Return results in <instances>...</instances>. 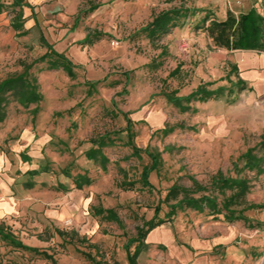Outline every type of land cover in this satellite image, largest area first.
I'll use <instances>...</instances> for the list:
<instances>
[{
    "label": "rangeland",
    "instance_id": "1",
    "mask_svg": "<svg viewBox=\"0 0 264 264\" xmlns=\"http://www.w3.org/2000/svg\"><path fill=\"white\" fill-rule=\"evenodd\" d=\"M55 5L58 10H52ZM93 5L98 8L91 12ZM263 6L264 0H45L38 6L39 34L34 30L28 38L0 41V82L22 74L46 53L40 34L77 67L69 77L62 70L47 71L45 63L34 64L27 79L37 80L42 96L38 104L23 106L20 89L5 96L0 228L51 259L16 248L0 235V264H92L84 254L99 264H129L127 241L157 205L158 217L167 219L175 202L162 201L172 185L193 190L196 181L206 192L193 196L212 195L217 203L232 195L212 185L218 172L250 184L245 205L233 206V211L264 203V148L259 146L264 125L258 116L252 124L250 109L263 107L262 95L246 103L249 86L238 89L232 64L223 60L225 50L211 49L204 31L195 28L206 13L221 19L227 10L237 15ZM175 9L190 14L178 18L177 27L160 40L151 43L136 35L159 13ZM237 60L238 70L251 67L247 54ZM213 61L218 67L211 66ZM175 69L179 73L170 77ZM91 82L98 83L89 90ZM208 83V90L224 91L205 103H190L187 111L164 97L172 91L186 97ZM230 89L232 94L227 93ZM118 111L129 113L135 145L161 155L159 171L149 177L152 189L139 180L150 160L143 152L140 158L130 156ZM163 128L172 132H155ZM105 133L114 144L104 150L108 163L103 171L85 159V152L93 138ZM248 150L261 161L258 168H250L253 163L243 158ZM82 175L92 184L77 189L76 179ZM124 178L134 183L133 190L116 186ZM97 209H113L119 223L105 213L98 215ZM243 215L250 227L210 209L177 210L148 233L154 242L161 233L172 236L155 244L145 240L146 250L136 264H264V209L244 210ZM193 240L206 247L195 248Z\"/></svg>",
    "mask_w": 264,
    "mask_h": 264
},
{
    "label": "trees",
    "instance_id": "2",
    "mask_svg": "<svg viewBox=\"0 0 264 264\" xmlns=\"http://www.w3.org/2000/svg\"><path fill=\"white\" fill-rule=\"evenodd\" d=\"M98 8V5H93L90 7V11H94ZM190 12L187 10H170L166 12L159 13L156 15L151 22L146 24L144 27L140 28L136 35H144L151 43H155L160 40L163 36L167 35L173 28L177 27V19L180 17L186 18L189 16ZM196 30H202L206 34L207 38L210 39L212 46L215 49H222L226 51L248 49L257 52H264V17L258 15L254 10H249L246 13L234 14L232 11L227 10L225 18L219 20L215 17L210 16V13H206L201 19L199 25H196ZM88 37H86V40ZM89 45L92 44L91 41H85ZM41 43L47 48L46 53L35 60L33 63L25 67L22 74L16 77H10L2 82H0V123L5 119L4 112V102L6 100V94H18L19 102L23 106H28L31 104H38L42 96L37 90V80L33 78L31 81L27 79L28 71L34 64L45 63L47 71H59L62 70L69 77H73V69L77 68L70 62L62 53H57L53 46L50 45L44 37H41ZM162 55L165 51L161 52ZM178 68V67H177ZM179 73L178 69H175L173 73H170V77H174ZM98 82L89 83L91 87ZM237 87L240 91L244 90V84L241 80H237ZM210 84H201L198 86L197 90L190 93L186 97H177V91H172L170 93L164 94L165 99L174 104L176 107L180 108L181 111L189 110V104L193 102L205 103L209 100L215 99L220 96L224 89H218L210 91L207 86ZM20 89L18 93L17 90ZM228 94H232V90H227ZM113 104V103H112ZM38 108L33 109V116L37 113ZM125 122V126L122 131L126 135L125 146L131 150L130 156L140 158V154L143 152L150 160L148 165L142 167L140 173V182L143 187L152 189L153 186L149 181L150 174L152 172H158L161 166V155L156 151H149L148 147L145 149H140L134 143V133L132 131L133 122L129 118V113L124 111H118ZM110 116H113L112 114ZM155 132H160L163 135H168L172 132L171 128H163L156 130ZM114 144V139L111 138L109 133H105L91 141L92 147L85 152V159L92 162L104 171L106 170V165L108 163V158L104 154V150L112 147ZM260 147L264 148V136L261 138L259 144ZM243 158L250 160V168H258L261 161L252 155V151L248 150ZM39 171H31L32 174H38ZM262 170H258L260 174ZM68 178V176H65ZM91 180L86 176L82 175L76 179V188L81 189L82 186L91 185ZM194 188L186 189L180 187L176 184L172 185L166 192L163 203L168 204L169 202H175L169 205V211L167 213V219H160L158 214L160 212L158 205L153 209V213L150 219H144L142 224L136 228L135 237L129 239L125 245L126 257L129 264H136V259L146 248L145 240L150 231L164 225L168 219L175 215L177 210L191 209L198 213H202L205 209L213 210V214L224 213V217L227 221H243L249 225V220L243 215L244 210H262L264 209V203L262 204H248L244 209L239 211H233L231 207L233 206H243L245 205V197L250 191V184L246 179H225L221 173H217L212 178V185L223 191L229 189L232 191L230 197H225L221 203H217V198L212 195H203L200 197H194L193 194L204 191V187L199 186L196 181H193ZM116 186L123 191L133 190L134 183L127 181L126 178L120 181ZM98 215L107 214L108 217L119 223V219L113 209H97ZM59 236H63L62 232H56ZM0 235L3 239L9 241L12 246L20 248L23 250L31 251L44 256L45 259L50 260L51 256L44 251H39L37 248H31L23 245L20 241L16 240L9 233H5L3 229L0 228ZM66 235V234H65ZM134 245V249L131 252L130 247ZM92 264H99L88 254H84Z\"/></svg>",
    "mask_w": 264,
    "mask_h": 264
},
{
    "label": "crops",
    "instance_id": "3",
    "mask_svg": "<svg viewBox=\"0 0 264 264\" xmlns=\"http://www.w3.org/2000/svg\"><path fill=\"white\" fill-rule=\"evenodd\" d=\"M43 2H45V0H0V41H18V38H28V36L31 35L32 31L34 30H37L39 34L40 23L38 21L37 12L39 9L38 6H40ZM57 8H59V6L55 5L53 6L52 10H56ZM40 9L42 13L46 11L43 6ZM249 10H254L258 15L264 17V6L263 9L250 7ZM225 15L226 12L224 14V17L219 20H223L225 18ZM41 37H43V35L40 34L39 40H41ZM207 40V46L209 45L211 49H215L212 46L210 39L207 38ZM224 52L225 53H223V60L232 64L231 70H233L234 72L233 75L236 81L241 80L244 86H249L248 97L245 99L247 100L246 103L251 104L252 102L257 100L256 98L260 94L262 95L259 100H261L263 107H261L260 109H250L251 115L253 117L252 124L255 125L257 119L256 116H258V120L262 125H264V52H257L248 49H239L232 51L225 50ZM239 54L248 55L251 67L247 68L245 71L238 70L237 58ZM214 64L216 65V67H218L215 61L211 63V66ZM254 65H256V67ZM211 70L214 71L213 68ZM263 136L264 135H262V137ZM150 236L151 234L147 235V243L149 242V244H155L156 241L166 242V240L170 238L172 234L171 232H169L168 234L161 233V236L158 237L160 239L156 240L155 242L153 239H150ZM192 243L197 249L206 247L198 240H193ZM185 257H187V255H185Z\"/></svg>",
    "mask_w": 264,
    "mask_h": 264
}]
</instances>
